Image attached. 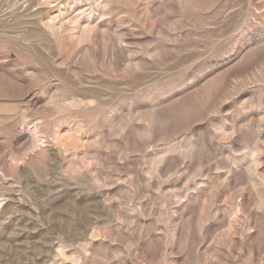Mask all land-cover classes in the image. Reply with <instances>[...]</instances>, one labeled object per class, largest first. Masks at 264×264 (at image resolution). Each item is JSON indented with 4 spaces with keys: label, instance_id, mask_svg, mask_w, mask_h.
Instances as JSON below:
<instances>
[{
    "label": "rangeland",
    "instance_id": "1",
    "mask_svg": "<svg viewBox=\"0 0 264 264\" xmlns=\"http://www.w3.org/2000/svg\"><path fill=\"white\" fill-rule=\"evenodd\" d=\"M0 214V264H264V0H0Z\"/></svg>",
    "mask_w": 264,
    "mask_h": 264
},
{
    "label": "bare ground",
    "instance_id": "2",
    "mask_svg": "<svg viewBox=\"0 0 264 264\" xmlns=\"http://www.w3.org/2000/svg\"><path fill=\"white\" fill-rule=\"evenodd\" d=\"M90 24H91V22H81V23H79V28H80V25H81V28H82V30L80 31V34L81 33H84L85 34V32H87L88 31V29H89V26H90ZM4 209L1 211V214H4ZM7 211V210H6ZM0 214V215H1Z\"/></svg>",
    "mask_w": 264,
    "mask_h": 264
}]
</instances>
